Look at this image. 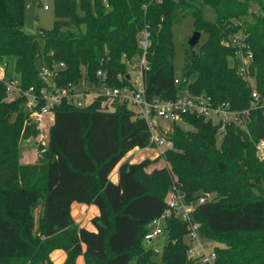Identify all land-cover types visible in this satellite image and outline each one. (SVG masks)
Instances as JSON below:
<instances>
[{
	"label": "trees",
	"instance_id": "1",
	"mask_svg": "<svg viewBox=\"0 0 264 264\" xmlns=\"http://www.w3.org/2000/svg\"><path fill=\"white\" fill-rule=\"evenodd\" d=\"M201 2L213 9L214 21L201 16L198 3L185 0H53L52 27L28 34L23 30V0H0V55L14 57L24 87L42 85L36 61L62 64L52 78L56 85L83 78L98 84V69L108 84H126L125 61L140 54L136 36L146 29L150 45L142 82L148 97L167 100L183 90L199 93L192 87L199 81L213 104L250 109L246 127L225 124L218 142V122L183 114V122L193 129L173 123V131L165 134L172 142L163 151L169 167L147 170L159 155L121 161L133 148L152 147L146 124L124 104L102 110L97 101L82 107L61 103L54 108L46 146H39L36 162L22 164L15 160L17 135L28 139L36 130L26 122L21 97L8 98L0 82V113L8 109L0 114V264H52L48 255L54 249L65 254L61 264H77L78 256L82 264H129L133 258L134 264H156L151 259L155 252L143 247L142 237L147 223L163 213L173 183L188 200L214 193L192 214L203 238L238 235L212 248L213 264H264V156L255 155V143L264 139V110L249 105L250 87L235 71L234 48L222 42L237 29L230 19L239 14L241 3ZM186 16L206 38L193 53L183 52L175 78L172 27ZM244 30L259 105L264 98V20ZM227 57L232 66L226 65ZM211 152L221 157L210 166ZM114 168L117 178L112 182ZM72 202L97 208L89 220L92 230L74 222ZM38 206L36 229L32 212ZM164 229L168 240L160 264H196L185 254L184 223L170 216Z\"/></svg>",
	"mask_w": 264,
	"mask_h": 264
},
{
	"label": "built area",
	"instance_id": "2",
	"mask_svg": "<svg viewBox=\"0 0 264 264\" xmlns=\"http://www.w3.org/2000/svg\"><path fill=\"white\" fill-rule=\"evenodd\" d=\"M43 9H46L45 5H43ZM238 42V38L230 37L229 42L224 41L223 44L235 46ZM136 44L140 54L131 58V65L138 69V74L132 81L127 73L126 84H108L104 81V72L98 69L95 72V76L101 80L98 84L83 78L75 83L56 85L52 78L57 75L62 64L56 63L48 66L43 61L35 70L36 77L42 82L38 88L22 86L19 77L8 76L7 69L3 64H0V82L8 98L19 96L23 100V108L27 112L26 122L34 126L36 130L34 138L42 147L46 146L54 108L61 103L82 107L97 101L99 109L102 110H113L116 105L124 104L132 112L133 117L146 124L149 141L158 150L163 144L165 148H170L171 142L165 137L166 132L163 127L161 128V125L156 122L157 118H162L173 124L181 121L183 114H189L218 122L221 129L225 124H233L240 128L246 127L249 108L233 109L226 103L213 104L210 98L204 94L195 96L187 90H183L179 91L172 99L148 97L142 82V70L147 68L145 53L150 45V33L146 29H141L137 33ZM247 57L251 58L250 52L247 53ZM176 82L177 79H174V83ZM250 99L251 107H259L264 110L263 101L257 105L260 97L255 89L250 90ZM255 155L258 159L263 158L264 139L255 143ZM209 199V195H201L188 200L178 185L173 183L166 194L163 213L147 223V227L153 228L151 230L146 228L142 237L143 241H150L158 236L162 232L159 223L165 224L166 219L173 216L184 223L187 258L199 259L201 264H213L215 253L212 248L206 252L205 247L210 246V243L204 241L199 233L200 222L192 218L196 205Z\"/></svg>",
	"mask_w": 264,
	"mask_h": 264
},
{
	"label": "rangeland",
	"instance_id": "3",
	"mask_svg": "<svg viewBox=\"0 0 264 264\" xmlns=\"http://www.w3.org/2000/svg\"><path fill=\"white\" fill-rule=\"evenodd\" d=\"M193 3H198L200 5V11L201 16L208 21H214L215 20V14L213 9L205 4L202 3L201 0H185ZM241 3V8L239 14L231 18L230 21L233 25L237 26V29L235 32H232L231 34L227 35L226 38L222 39V42L227 41L229 42L230 37L238 38V44L235 46H232V44H228L227 46L233 47V55L237 58L239 65L236 66L235 71L238 74L239 77H241L247 85L250 87V90L255 89V75L253 76L250 74V61L251 58L247 57V53L250 52V44L247 41L248 34L244 33V29L247 28L250 25L258 24L259 26L262 25V22L264 20V7L261 4V0H238ZM24 8H23V30L25 33L28 34H35L39 30H48L53 25L54 20V12H53V0H23ZM43 5L46 6V9H43ZM263 29V28H262ZM194 30H198L194 27H192V19L190 16L184 17L179 23L176 25L174 24L172 27V47H173V56H172V73L175 78H179L180 74V68L182 65L183 60V52L185 55L188 53V45L186 43L187 39L191 35V33ZM200 33L199 39L197 44L195 45L194 51H196L198 44L202 43L204 39L206 38V34L202 30H198ZM40 43V42H39ZM258 39L256 38L255 44L258 45ZM188 50V51H187ZM14 57L9 54H2L0 55V64H3L7 69V74L9 77L17 78L19 77L18 73L15 71L14 68ZM132 60L129 59L125 62V71L129 74L130 79L133 81L135 77L138 74V69L133 68L131 65ZM36 65L38 66L39 63L36 61ZM226 65L232 66V60L230 57L226 58ZM242 73L241 75L239 73ZM229 80L232 81V78L230 77ZM227 79V81H229ZM233 84V82H232ZM193 91H199V93H191L195 96L203 95V87H199V81H197L194 85H192ZM234 87H237L234 85ZM203 89V90H202ZM256 90V89H255ZM237 92L240 93V88H237ZM236 92V93H237ZM206 96V95H204ZM262 101L264 103V98H262ZM249 105H251V100L248 101ZM248 108V106L246 107ZM2 112L0 114L4 115L8 113V109L3 108L1 110ZM12 118V116H10ZM156 122L161 125V128L165 130L166 133H170L173 131V126L168 121L163 120L162 118H157ZM177 126L181 127L182 129L192 130L193 127L189 124H186L183 122V120L176 123ZM224 128L221 129L220 126L218 127L217 134H216V141H219L220 134L223 133ZM163 132V133H165ZM19 133L16 138V155L15 160L17 163H35L40 150L39 146L40 143L36 141L34 137L23 139ZM183 137V136H182ZM169 140V139H168ZM170 141V140H169ZM171 142V141H170ZM216 142V143H217ZM172 147V142H171ZM170 147V148H171ZM165 149L164 144L159 148L152 147H146L142 149H131L129 150L121 159L126 160L128 162H135L136 160H139L140 158H147L153 159L156 156L159 155V159L155 162L156 167L161 166H167L169 167L168 161L166 158H168V153H164L163 151ZM212 154H209L207 156V163L211 166L213 164V161L217 158H220L221 155L215 154L211 152ZM154 155V156H152ZM153 166L151 164L147 167V170H149ZM113 176V173L109 174V177L111 178ZM174 177V176H173ZM176 180V178H174ZM198 182V179L196 180ZM209 197H213V192H208ZM34 221L36 222V229L38 227L37 220L40 215V206L36 207L33 212ZM77 225H82L81 222H77ZM87 223V226L90 227L88 220L84 224ZM159 227L161 228L162 232L151 239L150 241H142L143 247L145 249H151L155 252V255L151 256V259L156 262V264H160V252L162 249V246L167 242V234L164 229V223L160 222ZM148 230H151L153 227L149 226ZM227 237H235L237 238V234H224V235H218L213 237L212 239H205L204 241L210 243V246H206V252L210 251L211 248L215 247H222V244L219 242L221 239L227 238ZM192 261L196 264H199V259H192ZM129 264H134V258L129 261Z\"/></svg>",
	"mask_w": 264,
	"mask_h": 264
},
{
	"label": "crops",
	"instance_id": "4",
	"mask_svg": "<svg viewBox=\"0 0 264 264\" xmlns=\"http://www.w3.org/2000/svg\"><path fill=\"white\" fill-rule=\"evenodd\" d=\"M133 149H136V148H133ZM152 156H154V155H152ZM147 158H149V157L147 156ZM141 159L142 158H140L139 160H136L135 162L140 161ZM153 166H155V163H153ZM111 173H113V176L111 178L110 177L109 178L112 182H115L116 178H117L116 168H114L111 171ZM97 212H98L97 208L94 205H86V204L77 203V202H72L70 204V214H71V217L73 218L74 222L76 224H78L77 222L82 221V225H78V226L86 228L88 230L93 229L89 220L91 217L95 216L97 214ZM86 220H88L90 227L87 226V223L84 224L86 222ZM48 256H49V259L52 262V264H61L62 261L64 260L65 254L61 249H54L49 253ZM76 263L82 264V257L81 256H78L76 258Z\"/></svg>",
	"mask_w": 264,
	"mask_h": 264
},
{
	"label": "water",
	"instance_id": "5",
	"mask_svg": "<svg viewBox=\"0 0 264 264\" xmlns=\"http://www.w3.org/2000/svg\"><path fill=\"white\" fill-rule=\"evenodd\" d=\"M199 36H200V33L196 30H194L191 35L189 36V38L187 39L186 43L191 51V53L194 52V48H195V45L197 44L198 42V39H199ZM128 77L126 76V79Z\"/></svg>",
	"mask_w": 264,
	"mask_h": 264
}]
</instances>
